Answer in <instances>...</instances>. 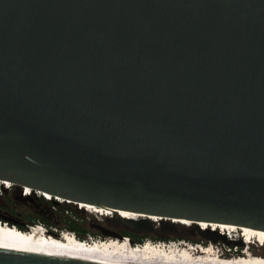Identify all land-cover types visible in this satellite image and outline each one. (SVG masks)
<instances>
[{
    "label": "water",
    "instance_id": "water-1",
    "mask_svg": "<svg viewBox=\"0 0 264 264\" xmlns=\"http://www.w3.org/2000/svg\"><path fill=\"white\" fill-rule=\"evenodd\" d=\"M2 181L144 233L264 232V0H0ZM0 264L94 263L0 245Z\"/></svg>",
    "mask_w": 264,
    "mask_h": 264
},
{
    "label": "bare ground",
    "instance_id": "bare-ground-1",
    "mask_svg": "<svg viewBox=\"0 0 264 264\" xmlns=\"http://www.w3.org/2000/svg\"><path fill=\"white\" fill-rule=\"evenodd\" d=\"M0 183L5 187L8 185L11 186L9 182L2 181ZM23 189L25 195L32 193L31 189L28 187L22 188V192ZM39 193L44 196L42 192ZM46 196L51 197L49 194H46ZM60 201H63V199H60ZM79 206L90 213H98L100 216L110 217V215H114L113 211H116V214L125 218H138L140 216H146L132 214L121 210L118 211L94 207L82 203H79ZM147 217L153 221L159 220V217ZM172 222H181L187 226L192 224L191 221L179 219H173ZM198 224L201 228L211 227L213 230H219L220 233L225 235L228 239L233 238L232 231H242V235L245 237L244 239L242 238L244 244L247 241H249V244L252 239H256V241L258 240L264 243L263 231L204 222ZM45 230V228L34 227L29 232H24L14 227V225L10 226L8 223L0 221V245L94 264H264V258L248 254L249 246L246 251L247 256L237 257L234 259L217 256L212 245L210 247L202 246V255L198 257L199 251L196 252V255H193L195 253L194 250L192 251L194 247H186V249L180 248L181 250L172 248L166 250L163 248L153 247L148 242L143 246L133 248L129 247L126 242H122L123 239L116 237H107L108 239H98L93 242L89 240H74L72 238L73 234L68 231L62 232L63 237L61 236L60 238H55L51 236V238H47L44 232Z\"/></svg>",
    "mask_w": 264,
    "mask_h": 264
},
{
    "label": "rangeland",
    "instance_id": "rangeland-1",
    "mask_svg": "<svg viewBox=\"0 0 264 264\" xmlns=\"http://www.w3.org/2000/svg\"><path fill=\"white\" fill-rule=\"evenodd\" d=\"M4 189L8 190L6 192H4ZM11 188H6L3 184L0 183V214H3L5 216H7L10 220L14 221V222H19L21 224H25L26 220H27V216H33L34 210H38V209H47L49 210V208L42 204H36L35 202L32 201H27L26 199H21L18 196V192L20 190V194L22 192V188H14L10 191ZM36 197H38V195L35 194ZM76 209H79L78 205H75ZM51 212L50 214H55V217L58 218L59 220V224L60 225H64V220L63 218H70V219H74V215H73V207H68L67 210L63 211V216H61V214H59V208L56 205L55 207H51ZM81 215L83 216L82 220H79L80 226L85 229V230H89L95 234H97L95 237H93L94 239H108L107 237H103L101 234L98 235L99 231L95 228L96 225H101L103 227L109 228L115 232H118L121 230V227L119 226H113L109 223H106L105 219L110 218L109 216H100L98 213H90L89 211H86L85 209H83V212H81ZM113 220H115V218H111ZM170 226V224H172ZM38 224V222H37ZM154 229L156 232L155 234H158L160 236H168L170 239L167 241H173V240H179L181 243L180 248H184L186 249V246L183 244V241L185 242V244L187 243H192L193 245L195 243H202L200 242L198 239H203L204 242L202 243L203 246L205 247H210L212 244L205 240L204 237H202L201 235H199L197 233L196 230H194L192 228V226H185L182 225L180 223H175V222H171V221H167L165 220V222H163V224H160L159 222H154ZM48 230L49 233L54 235L57 233V229L55 228V226H48V225H44ZM108 226V227H107ZM135 232L139 235L145 234L144 232H141L139 230L134 229ZM66 231V230H65ZM64 231V232H65ZM171 236H179V239H173ZM233 238L232 240H241L243 242L242 237L239 234V231L236 230L235 233L232 234ZM54 237V236H53ZM85 237L88 238L89 235L85 234ZM58 238V237H55ZM146 240H152V241H158V240H153L151 238H145L144 241ZM219 242L213 244L212 246L214 247V250L216 251V249L219 251V255H222V258H227V259H234L237 257H244V255L242 254V252L240 251L242 248L245 247V244H239V243H232L233 247L231 248V250L229 249L230 245H226L223 244L221 239H218ZM254 243L255 244H248L249 245V251L248 254L253 255L255 257H261L264 258V243L262 246H260L257 242L256 239H254ZM241 247V249H240ZM183 249V250H184ZM198 249V248H197ZM181 250V249H180ZM194 250V249H193ZM192 250V251H193ZM199 250V249H198ZM195 252V250H194ZM193 255H196L195 253ZM198 255V254H197ZM202 255L201 252H199L198 257ZM247 256V255H245Z\"/></svg>",
    "mask_w": 264,
    "mask_h": 264
},
{
    "label": "trees",
    "instance_id": "trees-1",
    "mask_svg": "<svg viewBox=\"0 0 264 264\" xmlns=\"http://www.w3.org/2000/svg\"><path fill=\"white\" fill-rule=\"evenodd\" d=\"M16 187L20 189L19 186L11 184L10 191ZM6 191H8V190L4 189V192H6ZM18 196L21 199H26L27 201H32V202H35L36 204H42L44 206L47 205L49 210H47V209L46 210L45 209L34 210L33 216L31 215V216L26 217L27 220H26L25 224H21L19 222L13 223L14 221L13 222H7L8 225H10V226L14 225V227H16V228H18L24 232H28L29 227L34 228L36 225L55 226V228L57 229V233L53 235L54 237H57L61 231L64 232L66 230V231L70 232L71 234H74L79 240H82V241H87L85 234H88L91 237H95L97 235V234H95L89 230L83 229L80 226L79 220L80 219L82 220V218H83V216L81 215V212H83V208L76 209L75 205H77V204H73V203H69V202H65V201L59 202L58 200H54L52 197H51V199L48 200L41 195H38V197H36L34 192H32L29 195L22 196L20 194V190L18 192ZM56 205L59 208V214H61V216H63L64 210H67L68 207H73L74 210L72 212L74 215V219H70L67 217L63 218L65 223H64V225H60L58 218L55 217V214H54L56 212H54L53 214H50V212L52 211L51 207L52 206L55 207ZM105 221H106V223H109L113 226L115 225V226L121 227L119 234L123 235V237H129L133 243H142L145 238H151L153 240H162V241H167L170 239L168 236H160L158 234H155V232H156L155 230H153L151 233H145V234L139 235L130 226L124 224L123 222H121L118 219L113 220V219H111V217L105 219ZM37 222H38V224H37ZM175 223H178V222H175ZM171 225H173V223L170 224V226ZM182 225H184V224H182ZM45 229L49 233V230L46 227H45ZM98 235H100V233H98ZM171 237L173 239H179V236H171ZM198 240L202 243L204 242L203 239H198ZM232 247H233V244H230L229 249H231ZM240 249H241V247H240Z\"/></svg>",
    "mask_w": 264,
    "mask_h": 264
},
{
    "label": "built area",
    "instance_id": "built-area-1",
    "mask_svg": "<svg viewBox=\"0 0 264 264\" xmlns=\"http://www.w3.org/2000/svg\"><path fill=\"white\" fill-rule=\"evenodd\" d=\"M36 195H41V193H39V192H36L35 193ZM27 195H29V194H27ZM22 196H25V193H24V189H23V192H22ZM59 202H61L60 200H59ZM80 208V207H79ZM110 216H112V215H110ZM44 227V226H43ZM51 235V234H50ZM74 235V234H73ZM75 236V235H74ZM123 240H122V242L124 241V242H126L127 243V245L129 246V247H133V248H136V247H140V246H143V245H145L146 243H150L151 244V246H153V247H157V248H163V249H170V248H172V249H176V250H179V247H180V245H181V243L182 242H180L179 240H173V241H162V240H158V241H152V240H146V241H143L142 243H133V242H131V240H130V238L129 237H123L122 238ZM91 241V242H93L94 240H98V239H94L93 237H91V236H89L88 238H87V241ZM183 244L186 246V247H194V249H197L198 247H200V248H198V249H201L202 248V246H203V244L202 243H195L194 245L192 244V243H187V244H185V242L183 241ZM193 250V249H192Z\"/></svg>",
    "mask_w": 264,
    "mask_h": 264
},
{
    "label": "flooded vegetation",
    "instance_id": "flooded-vegetation-1",
    "mask_svg": "<svg viewBox=\"0 0 264 264\" xmlns=\"http://www.w3.org/2000/svg\"><path fill=\"white\" fill-rule=\"evenodd\" d=\"M0 215H2V216H4V217H7V216H5V215H3V214H0ZM8 218V217H7Z\"/></svg>",
    "mask_w": 264,
    "mask_h": 264
}]
</instances>
